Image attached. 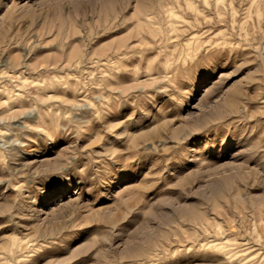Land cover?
Wrapping results in <instances>:
<instances>
[{"label": "rangeland", "instance_id": "374dc122", "mask_svg": "<svg viewBox=\"0 0 264 264\" xmlns=\"http://www.w3.org/2000/svg\"><path fill=\"white\" fill-rule=\"evenodd\" d=\"M0 264H264V0H0Z\"/></svg>", "mask_w": 264, "mask_h": 264}]
</instances>
